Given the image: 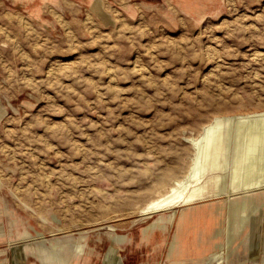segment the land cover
Wrapping results in <instances>:
<instances>
[{
	"label": "rangeland",
	"instance_id": "374dc122",
	"mask_svg": "<svg viewBox=\"0 0 264 264\" xmlns=\"http://www.w3.org/2000/svg\"><path fill=\"white\" fill-rule=\"evenodd\" d=\"M96 1L104 21L91 7L52 29L0 7V264H65L79 242L82 264H172L221 241L222 198L184 231L180 217L149 230L166 214L140 211L186 170L187 136L217 112L264 110V0L197 18L166 0ZM263 138L241 154L253 171L239 187L264 180ZM251 193L225 227L224 264H264V184Z\"/></svg>",
	"mask_w": 264,
	"mask_h": 264
},
{
	"label": "bare ground",
	"instance_id": "6f19581e",
	"mask_svg": "<svg viewBox=\"0 0 264 264\" xmlns=\"http://www.w3.org/2000/svg\"><path fill=\"white\" fill-rule=\"evenodd\" d=\"M217 113L212 119L210 118V121L208 120L207 123L203 124L194 135L187 136L183 140L184 144L188 146L191 151L190 160L184 173H181L182 175L175 178L173 177V179L155 198L150 200L147 204L146 202L144 203L146 205L140 211L142 215L149 216L157 213L166 214L163 225L160 224V221H156L151 224L148 228L149 230H154L158 227L167 230L171 225H174L180 217L181 219L183 218L184 231L188 218L194 216L193 214H196L192 213V209L199 204H204L205 202H209L216 198L224 199L226 213L223 221L225 220L226 223L225 225L222 224V226L218 228L211 237V239L221 241L214 243L213 247L204 244L196 246L194 250L183 246L178 252V256L187 259L185 261H183V259L174 260L172 264H224V259L226 261L223 253L225 227L227 223L231 226L233 222L232 219L236 218L239 208H244L246 204L255 197L252 193L251 195L245 196L239 194L243 195L244 193L249 192L251 188H260V186L264 184V180L261 179L262 177L260 175H258L259 178L254 183L244 182L246 185H242V187H239L240 183H235V180L247 179L249 175L252 174L253 170L250 165H248L247 161L242 159L250 156L251 152L258 148L255 145L260 144V140L263 138L264 110L250 113L241 112L240 114H227V112L226 114H221L223 113L221 112L217 115ZM259 136L262 138L258 140V143L256 140ZM246 145L247 149L245 150ZM260 147L261 146H259V148ZM243 150L247 154L244 158L242 157L245 155L242 153ZM228 157L229 163H227ZM227 177L229 178V183L224 182L226 184L223 183L224 185H220L221 181ZM262 195L264 194L262 193ZM263 202L264 201H262V203ZM139 210L137 211L139 212ZM251 213L248 220H252L257 215V212ZM38 236L41 237L39 233ZM32 237L33 236H30L31 239ZM22 238L24 239V234L22 235ZM111 241L114 245H122L128 242V238L125 235H112ZM10 244H15V242L11 241ZM225 244L227 245L228 243L225 242ZM55 250L58 249L55 248ZM85 255H88V252H86V245L79 242L72 250V255L65 260V264H82ZM174 255L177 256L175 252Z\"/></svg>",
	"mask_w": 264,
	"mask_h": 264
},
{
	"label": "crops",
	"instance_id": "0c3cea01",
	"mask_svg": "<svg viewBox=\"0 0 264 264\" xmlns=\"http://www.w3.org/2000/svg\"><path fill=\"white\" fill-rule=\"evenodd\" d=\"M182 14L197 18L217 10L222 0H166ZM96 0H0V7L21 14L23 17L39 26L55 27L59 12L77 15L79 10L95 9L100 21L106 18ZM103 7V6H102ZM94 11V12H95ZM104 12V13H103Z\"/></svg>",
	"mask_w": 264,
	"mask_h": 264
}]
</instances>
